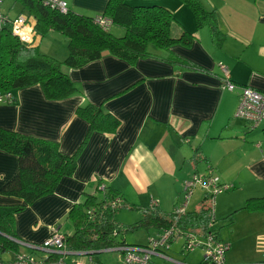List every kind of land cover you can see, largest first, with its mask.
<instances>
[{
    "label": "crops",
    "instance_id": "1",
    "mask_svg": "<svg viewBox=\"0 0 264 264\" xmlns=\"http://www.w3.org/2000/svg\"><path fill=\"white\" fill-rule=\"evenodd\" d=\"M62 1L68 9L92 17L101 14L108 2ZM199 1L205 9L215 13L217 27L223 34L218 45L213 42L208 27L196 28L192 13L180 1L161 0L159 4L169 9L179 24L195 36L189 47L175 45L170 52L206 72L175 67L152 58L140 59L131 66L104 55L81 68L66 70L71 82L80 90L79 94L50 101L43 95L41 87L35 85L13 93L15 100L12 103L0 102V128L56 142L66 156L77 151L88 133L87 122L76 114L79 107L86 104L101 106L120 122L111 135L91 133L80 152L73 176L63 178L53 194L38 199L15 216L19 241L40 247L53 230L64 237L72 235L67 214L86 195L100 197L104 186L119 191L126 204L140 208L157 206L171 212L184 201L180 194L181 187L184 193V182L191 180L195 173L203 174L207 167H211V174L221 183L232 185L231 190L236 189L232 201L222 207V215L227 210L230 212L220 220L216 230L227 226L231 234L235 232L234 220L238 215L237 220L248 227V232L234 233L240 248L243 246L241 241L247 236L255 241L264 240V212H236L234 218L227 217L242 207L246 199L264 197V119L263 128L258 130L250 129L248 123L235 117L239 87H248L264 96V3L254 0ZM175 32L180 33L179 27ZM35 43L39 50L42 49L41 53L58 61L67 55L64 49L56 50L49 43L42 45V39ZM150 51L162 58L170 55V52L154 48ZM221 78L237 88L227 90ZM17 173V157L0 150V190ZM203 198L200 203L195 202L191 210L187 204L186 212L199 211ZM22 204L18 198L0 194V207ZM212 206L214 204L209 205ZM153 231L154 236L160 233ZM261 245L264 251V242ZM20 247L19 253L35 259L44 257ZM239 249L233 250L231 243L233 256L229 252L225 264L264 261L252 263L256 257L249 253L248 256L241 255ZM109 252L98 254L105 256L102 254ZM7 253L11 257L5 259ZM166 256L170 259L168 254ZM15 257L6 252L0 256V264H8ZM66 257L67 264L70 261L110 263L97 262L88 256ZM82 257H87L84 262L79 260ZM201 260L202 257L199 264Z\"/></svg>",
    "mask_w": 264,
    "mask_h": 264
},
{
    "label": "trees",
    "instance_id": "2",
    "mask_svg": "<svg viewBox=\"0 0 264 264\" xmlns=\"http://www.w3.org/2000/svg\"><path fill=\"white\" fill-rule=\"evenodd\" d=\"M178 1L190 10L196 28L208 27L213 42L220 44L223 34L217 27L214 11L205 9L199 0ZM254 1L264 3V0ZM160 2L161 0H108L101 14L92 17L70 9L61 13L45 5L42 0H2L1 14L10 20L25 16L29 19L37 39H43L50 32L63 36L67 40V55L64 60L58 61L41 53L38 46L22 43L10 29L0 30V96L10 94L12 97V94L20 89L38 85L47 100H65L81 93L67 76L66 70L81 68L104 55L115 57L131 66L140 59L152 58L175 67L206 72L170 52L175 45L189 47L195 36L182 27L172 12L160 5ZM15 6H18L20 11L12 15L10 12ZM177 26L180 29L179 34L175 32ZM150 48L170 52V55L162 58L152 53ZM14 100L12 97V102ZM76 114L87 122L88 133L77 151L70 156L62 154L56 142L0 128V150L18 159L17 175L1 188L0 194L23 201L19 206L0 207V256L6 252L13 253L15 258L19 255L27 256L19 253L22 248L15 242V216L38 199L53 194L63 178L73 176L80 152L91 133L111 135L120 126L119 120L105 112L101 106L86 104L79 107ZM262 132L264 133V128ZM211 172V167H207L203 174L195 173L194 176L201 177L204 182L215 179V188H202L206 195L200 210L183 215L175 213V208L171 212H164L157 206L140 208L126 204L121 193L110 186L102 188L100 197L94 194L86 195L84 200L75 204L67 214L73 231L72 235L64 238L67 252L95 253L118 247H147L150 240L144 246L126 244L124 233L139 229L161 233L174 228L189 234L188 236L203 239L211 234L215 244L228 246L221 243L220 232L213 229L212 223L215 220L212 218L214 211L212 214L211 210L214 206L210 208L206 201L210 200V205L213 203L216 195L213 193L214 189L228 187L219 193L222 194L230 191L233 186L221 183ZM123 210L138 212L140 218L129 225L121 224L115 220V215ZM234 212L227 217L234 218L236 212H264V197L248 198L243 206ZM186 244V241L181 244L182 255L190 252L183 251ZM118 252L124 254L122 251ZM169 252L170 249L165 253ZM34 253L35 251H31V254ZM66 258L51 253L43 257L42 261L44 264H58L56 262L61 259L67 264ZM203 262L202 258L201 264H205Z\"/></svg>",
    "mask_w": 264,
    "mask_h": 264
},
{
    "label": "built area",
    "instance_id": "3",
    "mask_svg": "<svg viewBox=\"0 0 264 264\" xmlns=\"http://www.w3.org/2000/svg\"><path fill=\"white\" fill-rule=\"evenodd\" d=\"M2 0H0L1 3ZM45 5L50 6L52 9L59 10L61 13L67 12V7L65 3L61 0H42ZM103 22H105L103 20ZM8 28L14 36H16L25 45L35 44L36 38L34 34L33 27L25 16L21 15L14 20H10L7 16H4L0 12V30ZM224 74V73H223ZM223 87L227 90L233 91L237 87L233 85L232 82L223 81ZM240 92L239 105L235 117L244 120L248 123L251 129L258 127L261 121L264 119V96L250 89L248 87H239ZM5 101L7 103L12 102V97L10 94H5L0 96V102ZM215 179H208L206 182L202 180L201 177L194 176L192 180L185 182L184 193L185 198L179 207L175 208V213L178 215H183L186 213V207L192 194V190L196 185H200L202 188H215ZM228 187L221 189H214V194H219ZM213 205V203H212ZM213 214V210H211ZM214 216L212 215V218ZM189 234L182 233L174 228L168 229L165 232H161L154 236L153 239L149 241L147 247H118L113 249L114 251H122V264H147L150 256H156L161 259L169 260L166 253L170 249V245L179 238L183 239L182 244L184 245L183 251H192L194 248H201L203 253V260L205 264H225V252L228 246L215 244L214 238L211 234L206 236L203 241H196V238L188 236ZM171 241V242H169ZM41 249L46 251V253L58 254L60 256H65L67 252L64 243V236L58 231L53 230L46 241L40 246ZM47 254V255H48ZM56 263L64 264L63 260L59 259ZM8 264H44L42 259H35L31 256L19 255L12 262ZM70 264H82L80 262H71ZM257 264H264L259 262Z\"/></svg>",
    "mask_w": 264,
    "mask_h": 264
},
{
    "label": "rangeland",
    "instance_id": "4",
    "mask_svg": "<svg viewBox=\"0 0 264 264\" xmlns=\"http://www.w3.org/2000/svg\"><path fill=\"white\" fill-rule=\"evenodd\" d=\"M133 3H135V2H133ZM19 11H20L19 7L15 6L11 10L10 13L12 15H14ZM65 41L67 42V40L63 36H61L59 33L51 32V33L47 34L42 39V45L45 43H49L54 48H56V50H58V49L66 50V44L67 43ZM40 51H42V49ZM235 119L240 120L237 118H235ZM263 121L260 123V125L256 129L260 130L263 128ZM241 124H242V122H241ZM180 191H181L180 194L181 195L183 194V197L181 199V200H183L184 199V193L182 191V187H181ZM235 191H236V189L230 190L228 192H224L222 194H216L214 196V199H213L214 214H213V216H214L215 222L212 223L213 229H216L217 225L220 223V220H222L223 217L226 216L230 212V210H227L223 215L221 214V212L224 210V209L222 210V207L227 205L230 201H232V199H233L232 195ZM205 193H206V191L203 190L200 185L195 186V189L193 190V195L188 202L189 210L193 209L195 202L200 203L201 198H203V195H205ZM206 204L210 205V200L206 201ZM188 208H186V209H188ZM196 209H198V207ZM162 210L165 212L170 211V210L168 211V210H164V209H162ZM188 212H190V211H187V213ZM237 217H238V215L236 216V218L234 220L235 232H233L231 234L229 227H227V226H221V228L219 229L220 235L222 237L221 243H226V244L230 245L228 250H226V252H225V256H227V254L229 252H231V255L233 256V251H231V243L233 245V250H237L240 248L239 241L235 237L234 233L235 234H241V233L248 232V227L244 223H242L241 220H237ZM115 219L117 222L126 225L127 223H133L136 220H138L139 215L136 212H128V211L123 210V211H120L119 213H117L115 215ZM127 225H129V224H127ZM124 238L126 239L127 245L144 246L148 240H151L154 238V231L150 230V229L149 230H145V229L134 230L133 232L124 233ZM196 241H203V240L201 238H196ZM229 241H231V243H229ZM182 242H183V239L179 238L170 245V252L168 253V255L170 256L169 260H164V259H160V258L155 257V256H150L148 264H184V263L185 264H199L200 258L203 256L202 249L198 248V247L194 248L187 255L183 256L179 253ZM263 242H264V240H260V239L258 240L257 239L255 241V239L253 237L247 236L244 241H241V245H243V246L239 249L241 251L239 253L241 255H247V256L249 253L251 256L256 257L255 259H253L251 261L252 263L262 261V260H264V251L261 250V246H262L261 244H263ZM253 248H255V249L252 250ZM28 250L29 249H26L25 251L29 252ZM251 250L254 251L255 254H252ZM7 254H8V256L4 257L5 259L11 257V255L9 253H7ZM35 255H40L43 257L45 255V253L35 251ZM102 255H105V256H101L100 254H96V255H93L92 258L94 259V261H97V262L99 260H101L102 262L109 261L110 263H108V264H117L118 261L120 263L122 260V255L118 251H111L107 254H102ZM106 256H108V257H106ZM86 258L87 257H82L79 260H82L84 262L85 261L84 259H86ZM246 258H248V257H246ZM248 259H250V258H248ZM71 262L72 261H70L68 264H70ZM178 262H181V263H178Z\"/></svg>",
    "mask_w": 264,
    "mask_h": 264
},
{
    "label": "water",
    "instance_id": "5",
    "mask_svg": "<svg viewBox=\"0 0 264 264\" xmlns=\"http://www.w3.org/2000/svg\"><path fill=\"white\" fill-rule=\"evenodd\" d=\"M15 242L17 243V244H19L20 246H22V247H26V248H28V249H30V250H32V251H41V252H46V251H44L43 249H41L40 247H35V246H31V245H27V244H25V243H23V242H21V241H19L18 239H15ZM95 254H98V252H89V253H66L65 255L66 256H72V255H74V256H93V255H95Z\"/></svg>",
    "mask_w": 264,
    "mask_h": 264
},
{
    "label": "clouds",
    "instance_id": "6",
    "mask_svg": "<svg viewBox=\"0 0 264 264\" xmlns=\"http://www.w3.org/2000/svg\"><path fill=\"white\" fill-rule=\"evenodd\" d=\"M36 38V37H35ZM36 41H37V38H36ZM33 45H36V43L35 44H33ZM187 208V207H186ZM65 238V237H64ZM41 248V247H40ZM105 251H114L113 249L112 250H110V249H108V250H105ZM45 253V255H44V257L48 254V253H46V252H44ZM68 253H71V252H68ZM87 253V252H86ZM64 257H66V255L64 256ZM156 257V256H155ZM169 259V258H168ZM166 260V259H165ZM179 263V262H178Z\"/></svg>",
    "mask_w": 264,
    "mask_h": 264
}]
</instances>
